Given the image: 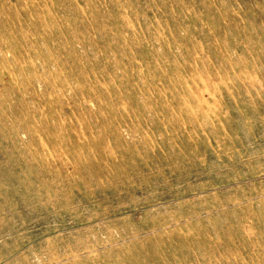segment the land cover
<instances>
[{
    "label": "rangeland",
    "instance_id": "obj_1",
    "mask_svg": "<svg viewBox=\"0 0 264 264\" xmlns=\"http://www.w3.org/2000/svg\"><path fill=\"white\" fill-rule=\"evenodd\" d=\"M0 264H264V0H0Z\"/></svg>",
    "mask_w": 264,
    "mask_h": 264
}]
</instances>
